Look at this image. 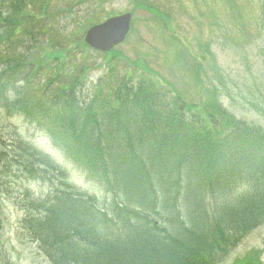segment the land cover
<instances>
[{
	"label": "trees",
	"instance_id": "16d2710c",
	"mask_svg": "<svg viewBox=\"0 0 264 264\" xmlns=\"http://www.w3.org/2000/svg\"><path fill=\"white\" fill-rule=\"evenodd\" d=\"M33 18L22 36L37 43L50 26ZM19 19L6 25L17 29ZM20 44L30 42L15 43L17 73L31 69ZM85 59L42 65L36 91L21 75L19 110L26 119L34 111L52 150L103 193L101 207L15 132L0 142V197L16 186L19 233L48 264H210L264 221L263 129L219 108L187 116L161 84L114 66L94 82L81 78ZM33 183L47 187L45 197L22 188Z\"/></svg>",
	"mask_w": 264,
	"mask_h": 264
},
{
	"label": "rangeland",
	"instance_id": "374dc122",
	"mask_svg": "<svg viewBox=\"0 0 264 264\" xmlns=\"http://www.w3.org/2000/svg\"><path fill=\"white\" fill-rule=\"evenodd\" d=\"M125 13L132 16L131 30L121 45L106 54L87 50L83 37L91 26ZM11 15L25 21L19 23V19L15 29L6 25L5 18ZM32 17L40 22L47 18L50 26L37 43L22 36ZM18 38L30 42L24 48L20 44L18 54H28L26 63L31 69L27 66L17 73L12 64ZM55 58L77 68L89 58L90 69L81 78L92 82L112 66L120 73L146 76L179 98L187 116L219 108L264 130V0H0V89L6 99H0V142L10 140L15 132L65 172L73 188L94 197L100 207L103 193L52 150L37 127L34 111L33 118L20 114L21 75L27 74L30 90L36 91L37 78L42 75L39 68L53 64ZM24 186L38 197L48 191L40 184ZM12 188L17 192L15 185ZM16 192L12 198L0 197V264H48L37 245L19 233L22 213L14 203ZM207 206L210 217L219 213L214 210L218 204ZM253 252L264 263V221L230 244L225 254L216 253L210 264H238Z\"/></svg>",
	"mask_w": 264,
	"mask_h": 264
},
{
	"label": "water",
	"instance_id": "95a60500",
	"mask_svg": "<svg viewBox=\"0 0 264 264\" xmlns=\"http://www.w3.org/2000/svg\"><path fill=\"white\" fill-rule=\"evenodd\" d=\"M130 22V14L110 18L88 29L84 36V42L96 52H109L123 43L129 32Z\"/></svg>",
	"mask_w": 264,
	"mask_h": 264
},
{
	"label": "flooded vegetation",
	"instance_id": "af4514ba",
	"mask_svg": "<svg viewBox=\"0 0 264 264\" xmlns=\"http://www.w3.org/2000/svg\"><path fill=\"white\" fill-rule=\"evenodd\" d=\"M260 254L258 252H253L252 254H248V257L243 259L241 263L238 264H264L260 261Z\"/></svg>",
	"mask_w": 264,
	"mask_h": 264
}]
</instances>
